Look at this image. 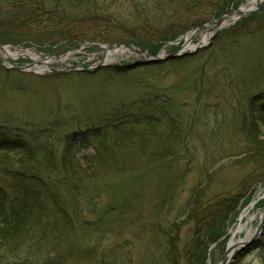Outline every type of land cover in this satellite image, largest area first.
<instances>
[{
    "label": "rangeland",
    "instance_id": "1",
    "mask_svg": "<svg viewBox=\"0 0 264 264\" xmlns=\"http://www.w3.org/2000/svg\"><path fill=\"white\" fill-rule=\"evenodd\" d=\"M95 1L86 6L97 7L96 12L81 13V0H25L20 4L34 16L30 17L14 1L0 0V28L24 40L0 43V50L10 54L0 53L7 67L47 60L53 65L0 75V124L18 128L32 148L51 146L58 167L67 140L78 145L84 130L103 129L104 140L64 157L86 168L90 164L98 173L109 164L106 154L123 146L125 158L120 162L129 166L99 172L85 186L91 190L77 197L62 186L59 198L72 205V227H64L57 236L48 231L41 241L22 242L27 246L18 247L21 256L29 246L34 254L17 264H216L231 240L236 244L247 231L250 239L263 218L264 182L244 193L247 185L241 186L242 179L252 176L251 184L258 178L253 165L240 162L244 156L239 154L248 143L246 129L254 134L250 141H264V112L256 110L254 96L264 93V0L246 12L241 8L250 0H230L220 10V0ZM40 7L47 12H57V7L69 10L41 28L35 25ZM229 10L240 13H226L221 20L226 24L214 27L212 34L192 31L211 26ZM190 32L192 48L184 50L182 39ZM66 38L76 39L77 45L70 48ZM128 45L152 56L176 51L182 56L130 67L144 57ZM114 46L126 53L105 58V50ZM61 62L66 69L60 68ZM117 65L126 70L110 72ZM118 109L126 117L147 116L148 125L122 124L126 119L121 115L117 120L111 117ZM5 152L12 158L0 156V162L15 164L18 155L0 147V154ZM2 177L0 173V183ZM224 191L244 194L238 202L233 200L237 196L226 195L232 198L225 206V212H231L228 220L213 218L217 224L224 222L219 230L212 224L205 235L211 220L199 226L191 218L190 205L182 208L193 195L207 202ZM81 199L94 206L80 204ZM239 226L243 228L236 233ZM163 227L170 233H161ZM30 231L33 237L34 226ZM214 233L222 235L216 238ZM168 254L175 259L166 260ZM14 256L1 257L0 264H15ZM232 264H264V224L256 244Z\"/></svg>",
    "mask_w": 264,
    "mask_h": 264
},
{
    "label": "trees",
    "instance_id": "2",
    "mask_svg": "<svg viewBox=\"0 0 264 264\" xmlns=\"http://www.w3.org/2000/svg\"><path fill=\"white\" fill-rule=\"evenodd\" d=\"M10 1V0H7ZM14 1L12 3L19 4L18 9L22 8L24 12L23 15H28V11L24 9V5L20 4L23 3L25 0H11ZM56 2V4H65L59 2V0H51ZM85 6L80 8L79 11L82 12H90L95 11L97 7H88L86 4L89 1V4H97L95 0H81ZM230 0H220L219 10L224 8L225 4ZM17 9V10H18ZM57 12L54 9H51L50 12H47L45 8H37L36 10V19L35 25L41 26H50L54 22V20L62 19L67 14L68 8L65 7H57ZM64 13V15H63ZM30 15V14H29ZM97 17V15H95ZM30 17H34L33 15ZM50 18V20L48 18ZM45 20H44V19ZM100 19V17H98ZM34 19V18H33ZM97 20V18H95ZM51 22V23H50ZM9 22L8 24H10ZM168 27H173L172 25ZM65 34V33H64ZM179 34H173L172 37L174 38ZM68 41L69 47L76 46L77 40L74 38H66ZM167 41V40H166ZM5 42L13 43V44H22L24 40L17 38V36L12 32L7 30H3L0 28V43L3 44ZM152 52V51H151ZM111 69L110 72L120 73L121 71L126 70V68L121 66H114L109 68ZM3 74H22V72L16 70H7L0 66V75ZM10 81H8V84ZM12 84V83H10ZM257 97L258 100L255 102L256 110L258 112H264V93L259 95H254ZM117 115V116H114ZM121 115L122 119H126V121L122 122V124L136 126L141 124H147L149 119H146L147 116H140L138 113L130 114L126 117L125 114H122V111L116 110L115 113L112 114V118L115 117V120L119 118ZM146 119V120H145ZM156 122L159 119H155ZM118 125V124H117ZM86 125L85 127H87ZM21 131L18 128H12L7 124H0V147L5 151L12 150L13 153L18 155V160L15 164L10 163L6 164L0 162V173L3 176V183H0V258L5 256V259L9 258V255H15L16 259L14 263L17 264L22 258H30L31 255L34 253L32 251H28L31 246L26 248L24 252L25 256L22 257L21 254L18 252V247H26L22 242L29 241L31 242L41 241L45 239V236H49L50 233L54 235H58L61 230L65 227H72L71 220H70V210L72 208L71 203L66 202L59 198L61 194L62 186H67L68 189L73 192V195H79L86 192H89L91 189L86 188V184L92 182V178L96 176L99 172L100 175L108 174L107 171H111L112 169H127L129 170L128 163L125 165L121 163V159L125 158L123 156L122 148L123 146H117L112 153H107L109 160V164H105L101 166V170L98 173L94 172L97 171L95 167L89 164V167H84L77 161H69L64 156L69 154L71 151H77L81 147H85L86 144H91L93 141L100 142L104 140L105 136H102L103 129L97 131H91L90 129H86L82 132V139L80 143L72 144L69 140L66 142L65 149L62 152V166L58 167L55 164L57 163L56 157L54 155V150L51 146L48 145H40L36 148H32L29 146L26 138L20 135ZM123 133V132H122ZM134 133V132H133ZM245 139L248 142L246 146L240 147V154L243 155L244 159L240 161L244 164H251L253 165L252 172H257V178L251 184L252 176L249 179L243 178L242 185L245 186V190L251 189L250 193L253 191L257 184L264 182V159H260L258 155H264V141L256 140V142H252L250 140L254 139V134L251 129H246L244 131ZM68 135L67 137H69ZM252 142V143H251ZM182 142L180 143V145ZM106 149V148H105ZM137 150V149H136ZM138 151V150H137ZM165 149L160 150L161 154L157 153L160 157L165 156ZM0 154L3 157H11V155ZM159 156L157 159H159ZM12 158V157H11ZM64 159V163H63ZM121 161V162H120ZM43 162L45 163L44 167H37L36 164ZM61 162V161H60ZM59 162V164H60ZM92 164V163H91ZM120 166H116V165ZM116 166V168H115ZM100 168V167H99ZM91 169V170H90ZM261 174V175H260ZM98 177V176H97ZM95 178V177H94ZM250 184V185H249ZM247 190L244 192L246 193ZM243 193V194H244ZM248 193V192H247ZM237 196L234 198V202L240 199L243 194L240 191L237 192H226L224 191L221 195H215L210 199H207L209 205L207 204L206 200L203 202V198L201 195H193L188 201L187 204L184 205L183 209H186V206L189 207L190 205V215L191 218H195L199 226L208 224L209 226L205 230V235L208 233L209 227L212 225L213 229L218 230L222 226V221L224 222L225 219L229 217V212H225V209H228L225 206L231 202L232 198H227V196ZM241 194V195H240ZM224 195V196H223ZM76 196V197H77ZM228 199V202H227ZM82 200V199H81ZM212 203V204H211ZM80 204L88 205L92 204L91 200L83 199ZM93 205V204H92ZM211 205V206H210ZM94 206V205H93ZM163 204H161V207ZM160 207V209H161ZM233 211V210H232ZM202 216H205L202 218ZM213 218L221 219L220 224H217L216 220H212ZM228 220V219H227ZM215 221V222H214ZM214 222V223H213ZM88 224V222H85ZM82 224V225H86ZM32 226L38 230L39 232L35 231L33 237L31 229ZM49 234L48 231H51ZM164 235L168 234L171 230H167L165 227L162 229ZM37 233V234H36ZM170 233V232H169ZM217 233V232H215ZM214 233V234H215ZM217 235L216 238L220 237L222 234H215ZM219 235V236H218ZM215 237H213L215 239ZM47 239V238H46ZM12 246V247H11ZM17 252V253H15ZM20 254V255H19ZM14 256V257H15ZM12 257V259H14ZM175 255L168 254L166 256V260L171 261L175 259ZM166 261V262H168Z\"/></svg>",
    "mask_w": 264,
    "mask_h": 264
},
{
    "label": "water",
    "instance_id": "3",
    "mask_svg": "<svg viewBox=\"0 0 264 264\" xmlns=\"http://www.w3.org/2000/svg\"><path fill=\"white\" fill-rule=\"evenodd\" d=\"M230 12L240 13V10L239 11L238 10L226 11L210 27L204 26V27L193 29L192 31H203L204 28H207L208 31H212L214 29V27L219 26L221 24V22H222L221 20L226 15V13H230ZM115 47H118V46H114L113 49ZM126 47L134 50L140 56L144 57L143 59H138L135 62H133L132 64H130V67H134L137 65H145V64H150V63L161 62V61L166 60L168 58H178V57L182 56V54L180 52H177V51L173 52L171 54H168L167 56H164V57L152 56L148 53H145L144 50L134 48L133 46L128 45ZM200 47H201V45L197 46V48H200ZM197 48L195 50L192 49L193 51H190L188 53H194L197 50ZM0 62H2L1 58H0ZM29 65H31V64H28V66ZM15 68H17L19 70H24V66H15ZM71 69L76 70L77 68L74 67ZM78 70H82L85 72L93 71V69H84V68H79ZM263 224H264V208H263V218H262L261 222L258 224V227L255 230V232L253 233V235L251 236V238L246 242H238L236 244H233V246L229 245L226 248V251L224 252V255L222 256V258L216 264H232L236 260L237 255H239L242 251H245L246 248H250L253 244L256 243L257 239L259 238L260 234L262 233Z\"/></svg>",
    "mask_w": 264,
    "mask_h": 264
},
{
    "label": "bare ground",
    "instance_id": "4",
    "mask_svg": "<svg viewBox=\"0 0 264 264\" xmlns=\"http://www.w3.org/2000/svg\"><path fill=\"white\" fill-rule=\"evenodd\" d=\"M259 0H250V2L244 7V8H241V10L244 12H246L247 10H250V9H252L254 6H255V4H257V2H258ZM226 24V20H224L220 25H225ZM207 27H210V26H207ZM208 31V29L207 28H204V30H203V32L205 33V32H207ZM211 31H208V33H210ZM190 34H191V32L190 33H187V34H185L184 36H183V42H184V46H183V48L182 49H184V50H186V49H190V48H192L191 46H189V44H188V42H189V39H190ZM211 34H212V32H211ZM206 35L207 34H204L203 36H202V40H201V43H199V44H204L205 42H206ZM211 36V35H210ZM2 52V54H5V55H10L8 52H7V50H0V53ZM111 53H120V54H125L126 53V51H125V49H123V47H120V48H118V49H106L105 50V58H107ZM13 56V55H12ZM4 60H6V59H4ZM37 62V61H36ZM51 62L52 61H49V60H47V61H45V62H43V63H41L40 65H37L35 62H34V64H32V66L34 65V68H37L38 70H45V69H50L53 65L51 64ZM59 66H60V68L61 69H66L65 67H64V64L61 62L60 64H59ZM50 67V68H49ZM30 68V67H29ZM259 214H261V212H259L258 213V215ZM257 227H258V225L256 226V229H257ZM243 227H241V226H239L238 228H237V230H236V233L237 232H239L241 229H242ZM233 234H235V233H233ZM250 235H251V232L250 231H247V233H246V236L245 237H243V238H240V240L238 241V242H246V241H248L249 240V237H250ZM237 242V243H238ZM233 244H234V242L231 240L230 241V243H229V245H232L233 246ZM256 244V243H255ZM245 250H247V248L245 249ZM232 252V251H231ZM230 252V253H231Z\"/></svg>",
    "mask_w": 264,
    "mask_h": 264
}]
</instances>
